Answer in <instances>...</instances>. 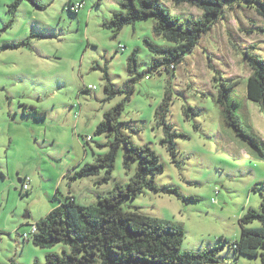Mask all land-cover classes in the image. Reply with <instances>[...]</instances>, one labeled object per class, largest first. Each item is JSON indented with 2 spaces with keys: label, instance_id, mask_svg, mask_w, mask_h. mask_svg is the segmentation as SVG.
Masks as SVG:
<instances>
[{
  "label": "rangeland",
  "instance_id": "obj_1",
  "mask_svg": "<svg viewBox=\"0 0 264 264\" xmlns=\"http://www.w3.org/2000/svg\"><path fill=\"white\" fill-rule=\"evenodd\" d=\"M15 1L0 0V260L13 255L32 264L30 248L21 254L31 247L22 244L30 228L23 224L40 221L67 198L96 206L135 176L138 162L127 160L122 146L110 179L102 170L73 180L109 153L114 137L96 131L106 113L125 103L123 132L156 151L163 172L155 184L180 195L145 189L123 209L183 226L182 250H216L215 264H261L260 258L237 259L230 247L240 238L242 216L263 211L264 105L246 97L251 70L244 55L253 46L264 59V16L257 8L241 0L167 73L155 69L164 56L150 47L172 46L155 34L156 19L118 33L110 27L114 13L125 12L120 0H73L85 4L77 14L65 9L69 0H37L41 7L26 0L13 8ZM162 1L184 18L203 13ZM24 40L28 46L7 47ZM234 77L242 80L227 99L237 101L236 114L256 144L227 125L219 101L223 84ZM23 176L31 179L28 193L21 189ZM64 249L70 252L65 244L50 251L64 256Z\"/></svg>",
  "mask_w": 264,
  "mask_h": 264
},
{
  "label": "trees",
  "instance_id": "obj_2",
  "mask_svg": "<svg viewBox=\"0 0 264 264\" xmlns=\"http://www.w3.org/2000/svg\"><path fill=\"white\" fill-rule=\"evenodd\" d=\"M23 0H16L12 5L18 8ZM40 6L37 0H28ZM176 5L189 4L202 10L201 18L175 15L162 0H122L121 6L125 12H117L110 27L115 33L125 26L156 19L155 34L166 39L172 46L157 48L150 44L154 52L162 53L158 66L161 71L174 72L186 56L191 55L202 39L214 25L225 18L241 0H173ZM250 7H256L258 14L264 16V0H247ZM41 7V6H40ZM68 8V7H67ZM67 11H69L67 9ZM77 14V13H75ZM184 19V20H183ZM29 45V40L17 44H9L8 48L18 49ZM250 47V49H252ZM244 53L251 70L246 80V97L251 102L264 105V59L250 51ZM157 70V71H159ZM160 71V72H161ZM242 80V79H241ZM234 77L220 90L219 101L226 106L227 125L234 128L238 135L256 144V137L243 125L236 114L238 103L229 101L233 88L241 81ZM228 98V99H227ZM125 103H120L106 113L104 121L97 128V135L114 137L109 144L110 150L105 157L97 158L91 165L79 170L73 180L97 176L102 170L106 179L112 176L123 146L126 159L138 162V170L129 183L118 185L98 200L96 206H83L74 197L60 202L47 216L34 223L38 232L30 231L29 240L43 250L48 251L45 263L34 264H215L220 262L216 250L206 253H193L182 250L185 238L183 226L151 218L134 211H125L123 204L137 197L145 189L154 192H165L179 196L177 189L158 187L154 178L163 172V165L154 149L149 145L135 144L122 128L120 120ZM172 146L175 142L172 141ZM127 165V164H126ZM128 166V165H127ZM28 193V192H26ZM259 223L260 227H248ZM33 225V224H32ZM31 225V226H32ZM241 235L230 245L237 254L251 259H261L264 264V201L263 211H247L239 221ZM25 233V234H26ZM58 244L70 247V252L64 249V256L51 252ZM9 264H19L14 260Z\"/></svg>",
  "mask_w": 264,
  "mask_h": 264
},
{
  "label": "crops",
  "instance_id": "obj_3",
  "mask_svg": "<svg viewBox=\"0 0 264 264\" xmlns=\"http://www.w3.org/2000/svg\"><path fill=\"white\" fill-rule=\"evenodd\" d=\"M24 1H26V0H23L22 2H21V4H23V2ZM79 2H83L84 3V1H79ZM78 1H73V0H69L67 3H65V9L67 10V7L68 6H70V5H72V4H75V3H79ZM121 2H122V0H120V2H119V4L121 5ZM84 6H85V4H84ZM122 7V6H121ZM118 12H121V11H118ZM115 13H117V12H115ZM114 13V14H115ZM3 172L4 170H3V168H1L0 169V172ZM25 177H29V176H23V178H20L19 180H20V183H22V181L25 179ZM30 186H31V180H30ZM31 189V188H30ZM30 191V190H29ZM30 216V215H29ZM29 218V217H28ZM28 218H26V216H25V219H28ZM34 223H36V222H32V223H30V222H26L25 224H23L22 226H24V227H31V225L32 224H34ZM29 231H30V228H27ZM29 231H25L23 234H22V240H23V242H22V244L23 245H27V246H31V247H24L23 249H21V254H25L26 252H27V248H30V250H32L31 252H32V255H34V256H32V257H30L29 258V260H28V262H30V263H32V264H34L35 262H37V261H40V259H41V257H46L47 256V252L48 251H46V250H44V251H37V249L38 250H43V249H41V248H38V247H36L34 244H33V242L31 241V240H26L25 238H24V234L26 233V232H29ZM1 234V233H0ZM2 240V239H1ZM29 244H31V245H29ZM39 252H44V253H42V255L39 253ZM38 254H40V256L38 255ZM15 255H18L17 253L15 254ZM36 255V256H35ZM13 255H8V256H6L5 257V259H7V260H5V259H2V260H0V264H9L10 263V261H12V260H14L15 262H17V263H19V258H16V257H12ZM20 264V263H19Z\"/></svg>",
  "mask_w": 264,
  "mask_h": 264
},
{
  "label": "built area",
  "instance_id": "obj_4",
  "mask_svg": "<svg viewBox=\"0 0 264 264\" xmlns=\"http://www.w3.org/2000/svg\"><path fill=\"white\" fill-rule=\"evenodd\" d=\"M83 8H84V3L79 2V3H75V4L68 6L67 9L72 13H79V11ZM94 88H95V86H90V89H94ZM89 139L90 138H88L87 140H89ZM30 180L31 179L29 177H25V179L22 182L21 189L25 193L30 190ZM37 232H38V226H37V224H33L31 226V234L34 235ZM30 237H31L30 234H28V233L24 234V238L26 240H28Z\"/></svg>",
  "mask_w": 264,
  "mask_h": 264
},
{
  "label": "water",
  "instance_id": "obj_5",
  "mask_svg": "<svg viewBox=\"0 0 264 264\" xmlns=\"http://www.w3.org/2000/svg\"><path fill=\"white\" fill-rule=\"evenodd\" d=\"M19 182H20V180H19ZM28 217H29V215L26 216V218H28Z\"/></svg>",
  "mask_w": 264,
  "mask_h": 264
},
{
  "label": "clouds",
  "instance_id": "obj_6",
  "mask_svg": "<svg viewBox=\"0 0 264 264\" xmlns=\"http://www.w3.org/2000/svg\"><path fill=\"white\" fill-rule=\"evenodd\" d=\"M23 182V181H22ZM21 185H22V183H21ZM29 192V191H28Z\"/></svg>",
  "mask_w": 264,
  "mask_h": 264
}]
</instances>
